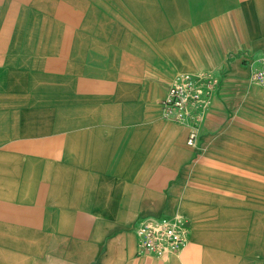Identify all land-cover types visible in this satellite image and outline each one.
Listing matches in <instances>:
<instances>
[{
  "label": "crops",
  "instance_id": "crops-1",
  "mask_svg": "<svg viewBox=\"0 0 264 264\" xmlns=\"http://www.w3.org/2000/svg\"><path fill=\"white\" fill-rule=\"evenodd\" d=\"M264 0H0V264H264ZM214 79L196 142L162 115ZM190 241L138 254L136 224Z\"/></svg>",
  "mask_w": 264,
  "mask_h": 264
},
{
  "label": "built area",
  "instance_id": "built-area-1",
  "mask_svg": "<svg viewBox=\"0 0 264 264\" xmlns=\"http://www.w3.org/2000/svg\"><path fill=\"white\" fill-rule=\"evenodd\" d=\"M200 76L207 79L206 87L198 84L191 73L178 74L160 102L162 115L166 119L190 126V145L196 142L198 129L205 118L213 89L214 79L209 80V77L213 76L209 73H202ZM251 79L264 84V59L260 66L252 70ZM189 222L182 213L143 217L136 228L138 254L160 258L177 254L190 241Z\"/></svg>",
  "mask_w": 264,
  "mask_h": 264
},
{
  "label": "rangeland",
  "instance_id": "rangeland-1",
  "mask_svg": "<svg viewBox=\"0 0 264 264\" xmlns=\"http://www.w3.org/2000/svg\"><path fill=\"white\" fill-rule=\"evenodd\" d=\"M205 73V72H204ZM177 214V213H176ZM169 215H173V214H169ZM149 216H152V215H149ZM154 216H159V215H154ZM136 228H137V224H136V226H135V231H136ZM136 234H137V232H136ZM137 237H138V235H137Z\"/></svg>",
  "mask_w": 264,
  "mask_h": 264
}]
</instances>
